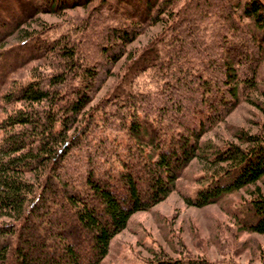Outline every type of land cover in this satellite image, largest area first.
<instances>
[{
    "label": "trees",
    "instance_id": "obj_1",
    "mask_svg": "<svg viewBox=\"0 0 264 264\" xmlns=\"http://www.w3.org/2000/svg\"><path fill=\"white\" fill-rule=\"evenodd\" d=\"M91 1L42 0L40 5L35 0H15L14 6L12 0H2L9 15L0 14V39L37 8L55 10ZM146 1L130 0L122 8L111 2L95 5L98 15L108 13L105 16L110 20L101 27L97 43L106 55V62L101 59L105 71L124 54L125 44L136 34L131 23L112 21L125 12L131 16V10L137 12ZM152 6L145 15L137 12L138 18L143 22L158 20L163 9L152 12ZM243 14L261 28V46L263 4L249 0ZM181 19L187 35L180 27ZM195 19L184 16L172 23L176 34L169 39L170 56L157 58L163 61L157 70L163 87L156 91V98L149 92H128L123 98L105 100L111 104L105 123L109 120L110 128L125 132L122 138L116 133L112 142L104 134H98L99 142L86 138L93 118L79 121L103 64L79 63L75 48L67 41L60 43L61 38L28 34V41L0 51V83L31 56L53 51L61 59L56 70L13 82L2 95L4 102L19 105L0 120V264H100L111 239L126 227L130 216L158 203L174 189L182 168L198 154L203 129L221 120L239 100L242 87H253L255 80L256 51L245 36L225 42L234 63L240 62L241 55L246 60L243 78H234L231 67L227 82L211 74L216 66L211 64L214 60L206 61L211 45L205 43L197 49L191 33L196 35ZM240 138L247 146L231 143L218 151L214 161L229 162L228 167L213 175L187 203L202 206L262 180L264 140L245 134ZM256 189L241 221L249 230L264 233V195ZM150 264L214 263L164 254Z\"/></svg>",
    "mask_w": 264,
    "mask_h": 264
},
{
    "label": "rangeland",
    "instance_id": "obj_2",
    "mask_svg": "<svg viewBox=\"0 0 264 264\" xmlns=\"http://www.w3.org/2000/svg\"><path fill=\"white\" fill-rule=\"evenodd\" d=\"M35 1L40 3L42 0ZM128 1L130 0H92L86 5L77 4L55 10L37 8L23 23L9 28L8 33L0 39V51L19 45L24 40L28 41V34L44 39L61 38L60 43L67 41L68 45L75 48L74 57L79 63L93 62L99 65L103 58L106 62V55L97 43L102 37L101 27L110 20L107 19L108 13L98 15L99 7L95 9V5L101 3L106 6L107 2H111L113 6L122 8ZM247 1L249 0H147L137 8V12L145 15L150 4H153L152 12L161 7L163 10L158 20L143 22L132 9L131 16L125 12L120 15L121 19L112 21L111 24H120V21L131 23L130 27L136 34L125 44L124 54L109 69L105 71L106 67L101 63L100 79L94 81L91 99L84 108L83 116H79V121L85 120L86 116L93 118L86 138H94L95 142L101 140L98 134H104L112 142L116 133L121 138L125 133L117 127L110 128L109 120L105 123L108 119L106 114L111 107L105 100L112 99L113 96L123 98L128 92L140 95L149 92L153 93V98L157 97L156 91L163 87V78L157 71L159 63L163 61L158 59L162 55L167 58L170 56L169 39L176 34L171 29L172 23L178 18L190 15L196 18L194 21L198 26L196 35L191 31L192 37L197 40V49L204 48L205 43L211 45L208 46L206 61H215V64L211 62L216 65L213 67L214 71L211 68L214 77L227 82V77L232 74L229 71L231 67L234 78H243L246 60L241 55L240 62L234 63L225 43L235 42L240 36L248 38L250 46L256 51V70L254 86L242 87L239 100L225 116L203 129L196 150L198 154L182 168L175 180L174 189L158 203L130 216L126 227L111 239L108 252L100 264H150L164 254L170 257L205 258L214 264H264V233L249 230L241 221L246 203L257 194L256 187L264 195V177L256 185L250 184L224 194L219 200L202 206L189 204L186 200L194 197L197 190L207 184L213 175L228 167L229 162L214 161V155L218 151L231 143L247 146L240 138L244 134L264 140V42L259 46L260 49L258 43L263 41L260 39L261 28L251 17L243 14V6ZM259 1L264 7V0ZM12 2L15 6V0ZM1 3L2 0L0 14L8 16L2 8L5 4ZM228 15L230 17L226 20ZM11 23L6 27H10ZM185 24L181 19L180 27ZM191 24L195 25L193 22ZM182 31L185 32L186 29ZM182 35L178 34L179 37ZM25 48L22 51H26ZM240 50L243 51L244 48ZM60 61L57 54L49 51L42 57L31 56L28 61L8 73L7 80L0 83V120L5 112L19 105L6 103L2 97L13 82H24L34 73L48 74L56 70ZM155 64L157 65L154 67ZM225 72L226 75L222 74ZM1 133L0 129V135Z\"/></svg>",
    "mask_w": 264,
    "mask_h": 264
},
{
    "label": "bare ground",
    "instance_id": "obj_3",
    "mask_svg": "<svg viewBox=\"0 0 264 264\" xmlns=\"http://www.w3.org/2000/svg\"><path fill=\"white\" fill-rule=\"evenodd\" d=\"M201 172V171H200Z\"/></svg>",
    "mask_w": 264,
    "mask_h": 264
}]
</instances>
